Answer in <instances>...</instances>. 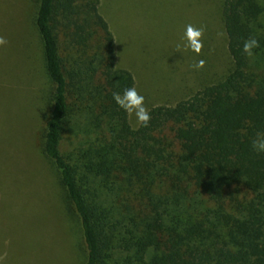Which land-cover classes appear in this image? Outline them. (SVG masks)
Returning a JSON list of instances; mask_svg holds the SVG:
<instances>
[{
  "label": "trees",
  "instance_id": "16d2710c",
  "mask_svg": "<svg viewBox=\"0 0 264 264\" xmlns=\"http://www.w3.org/2000/svg\"><path fill=\"white\" fill-rule=\"evenodd\" d=\"M100 2L38 0L35 17L54 85L43 150L85 264H264V153L251 145L264 131V0H221L232 68L137 128L113 99L135 79L117 67ZM68 131L85 139L64 152Z\"/></svg>",
  "mask_w": 264,
  "mask_h": 264
},
{
  "label": "rangeland",
  "instance_id": "374dc122",
  "mask_svg": "<svg viewBox=\"0 0 264 264\" xmlns=\"http://www.w3.org/2000/svg\"><path fill=\"white\" fill-rule=\"evenodd\" d=\"M38 0H0V264H85L86 245L57 170L43 150L54 85L35 24ZM117 67L132 72L145 106L175 105L232 68L221 0H101ZM204 27L201 54L185 45ZM65 33V32H64ZM222 33V35H220ZM61 51L70 54L66 34ZM206 61L202 69L192 65ZM133 128L139 125L129 115ZM66 132L64 152L81 140Z\"/></svg>",
  "mask_w": 264,
  "mask_h": 264
},
{
  "label": "clouds",
  "instance_id": "9594fccd",
  "mask_svg": "<svg viewBox=\"0 0 264 264\" xmlns=\"http://www.w3.org/2000/svg\"><path fill=\"white\" fill-rule=\"evenodd\" d=\"M205 28H197L192 24H188L185 30V39L187 43L183 46L177 45V50L181 47L190 48L196 54H201L204 47L202 37L204 35ZM222 35V33L220 34ZM7 44L5 38L0 37V46ZM260 47L259 41L255 37H250L244 41L243 52L248 57L254 56V49ZM206 61L199 60L192 65L195 69H202L205 66ZM113 99L117 105L124 109L130 116L135 115L137 123L140 126L147 127L151 121V115L148 108L145 106V98L138 93L135 87L126 88L123 94L119 92L113 93ZM251 145L254 151L258 153H264V131L258 132L256 136L252 139Z\"/></svg>",
  "mask_w": 264,
  "mask_h": 264
}]
</instances>
